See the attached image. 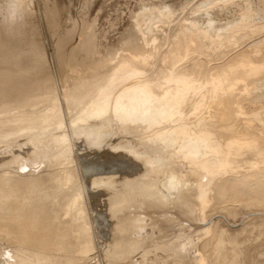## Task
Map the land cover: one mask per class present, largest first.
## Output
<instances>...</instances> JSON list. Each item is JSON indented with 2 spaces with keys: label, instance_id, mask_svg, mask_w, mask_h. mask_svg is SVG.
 Wrapping results in <instances>:
<instances>
[{
  "label": "bare ground",
  "instance_id": "1",
  "mask_svg": "<svg viewBox=\"0 0 264 264\" xmlns=\"http://www.w3.org/2000/svg\"><path fill=\"white\" fill-rule=\"evenodd\" d=\"M41 3L0 0V100L31 93L0 102V264H264L225 219L264 237V3L143 6L115 48Z\"/></svg>",
  "mask_w": 264,
  "mask_h": 264
},
{
  "label": "rangeland",
  "instance_id": "2",
  "mask_svg": "<svg viewBox=\"0 0 264 264\" xmlns=\"http://www.w3.org/2000/svg\"><path fill=\"white\" fill-rule=\"evenodd\" d=\"M58 4L59 9L63 12L62 17L59 21L53 24L50 27V30L53 34H55V39L61 38L67 30L70 33V37L67 38V43L70 47L75 48L78 41L81 40L85 34H95L99 40L102 42L104 46H109L115 48L118 44L123 40L124 35L130 29L131 24L133 22V17L135 14L142 11L143 6L153 7V6H162L163 4L170 5L174 7L176 10H180L182 8L189 9L194 8L196 5L202 0H52ZM253 2H262L264 0H252ZM257 1V2H256ZM39 8L41 9V0H37ZM46 2V1H45ZM189 4V5H188ZM87 5V6H86ZM187 5V6H186ZM79 6V7H78ZM32 7V6H31ZM69 7V8H68ZM179 8V9H178ZM75 12V13H74ZM202 10L199 11V14ZM190 14V11H184V15ZM214 13H218L216 10ZM67 14V15H66ZM194 14V16L199 15ZM220 14V15H219ZM217 14L216 22L219 26L225 24L230 20L226 13ZM224 14V15H223ZM227 18H226V17ZM76 19V20H75ZM75 25V26H74ZM74 26V27H73ZM32 35L34 37L40 38L41 42H45L46 48L49 46L47 41H45L44 35L40 37V27L36 20L31 19L30 24ZM70 31V32H69ZM54 39V40H55ZM71 39V40H70ZM71 73V72H70ZM69 73V74H70ZM95 74L87 75L80 82L72 83V81L64 83L63 80H59L57 82L53 81L51 83L44 84L40 88L37 89L36 94L52 92V94H58L63 91H69L74 89H80L85 86H94L97 83V79L100 76ZM95 75V76H94ZM94 76V77H93ZM102 82V80H101ZM100 82V83H101ZM31 93L26 95H21L18 97L7 96L0 100L8 101L7 103H14L17 101H26V99L30 96ZM5 103V102H4ZM215 212L213 217L208 222V225H211L212 222L218 219L219 214H224L218 208L213 209ZM238 214L241 216V221L229 219L227 216L225 219L232 221V227L235 228L237 235L239 236L240 241H242V245L248 246L247 248L251 250L255 246L263 245L264 237L262 235H258L252 232H245L242 228L245 226L252 225L249 222L247 225L242 226L244 223H247L250 219H247V215H244V211L242 209H237ZM264 253V246L262 254ZM264 255H259L258 257L253 258L254 262L257 260H263Z\"/></svg>",
  "mask_w": 264,
  "mask_h": 264
}]
</instances>
